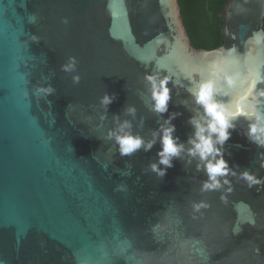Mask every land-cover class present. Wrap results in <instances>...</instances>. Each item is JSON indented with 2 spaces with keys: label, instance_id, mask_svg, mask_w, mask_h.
Instances as JSON below:
<instances>
[{
  "label": "water",
  "instance_id": "water-1",
  "mask_svg": "<svg viewBox=\"0 0 264 264\" xmlns=\"http://www.w3.org/2000/svg\"><path fill=\"white\" fill-rule=\"evenodd\" d=\"M222 15L225 43L205 51L177 0H0V264H264V0ZM149 77L167 80L163 113ZM204 86L245 114L202 160ZM117 137L142 144L122 155Z\"/></svg>",
  "mask_w": 264,
  "mask_h": 264
},
{
  "label": "clouds",
  "instance_id": "clouds-1",
  "mask_svg": "<svg viewBox=\"0 0 264 264\" xmlns=\"http://www.w3.org/2000/svg\"><path fill=\"white\" fill-rule=\"evenodd\" d=\"M71 66H69V70ZM150 81H152V87H153V99L155 101V111L163 113L167 110V101L169 100V90L166 87L167 80H162L157 85L156 82L152 77L148 78ZM40 91H46L44 89H41ZM50 91V90H47ZM197 101L198 103L202 104L205 108L206 113L211 118L208 122L207 128L202 127L199 123L195 122L197 132L195 134L196 139L193 141H190L194 145V149L192 151V154H199L201 159H207L209 156H215L218 155V149L215 148L214 144H223L224 141H226L229 138V133L227 129L231 126L229 123L230 117H235L241 113L239 111L237 112H227L225 108L222 105L216 104L211 99V92L209 87L204 86L201 91L197 94ZM103 103L108 104L110 103V99L108 97L104 98ZM246 115H252V113H246ZM174 129L173 128H167L164 129V135H163V152L160 153L162 159L160 161L161 164H164L166 166L170 165V158L172 156H176L179 154V151L181 150L180 147H177L171 137V133ZM208 132L209 135H205V132ZM261 133V135H264V128H257L256 125H252L250 129V134L254 135L255 138L264 145V139L261 138L260 135H256V133ZM216 134V140L213 141L211 134ZM117 141L120 144V151L122 155H128L138 149L142 141L139 138H132V137H117ZM148 147H151V144L148 145ZM207 172L209 174V178L211 183H206L204 185L205 189H211V188H218L219 181L217 180L218 176H224L227 175V165L223 159L216 160L215 163L212 161H209L206 165ZM153 170L156 171V166L153 165ZM159 175H164V173L161 171L159 172ZM244 178L250 181L251 183H259V181L255 180L253 177L249 176L247 173L244 174ZM227 183V181H225ZM203 206V205H201Z\"/></svg>",
  "mask_w": 264,
  "mask_h": 264
},
{
  "label": "trees",
  "instance_id": "trees-1",
  "mask_svg": "<svg viewBox=\"0 0 264 264\" xmlns=\"http://www.w3.org/2000/svg\"><path fill=\"white\" fill-rule=\"evenodd\" d=\"M229 0H177L191 46L213 51L225 43L222 15ZM264 29V19H263Z\"/></svg>",
  "mask_w": 264,
  "mask_h": 264
}]
</instances>
